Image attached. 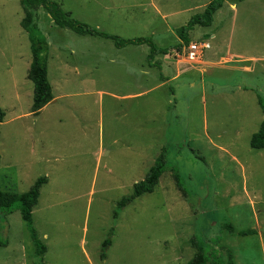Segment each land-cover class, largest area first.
<instances>
[{
  "label": "rangeland",
  "instance_id": "rangeland-1",
  "mask_svg": "<svg viewBox=\"0 0 264 264\" xmlns=\"http://www.w3.org/2000/svg\"><path fill=\"white\" fill-rule=\"evenodd\" d=\"M51 1L107 34L152 38L161 48L181 44V28L211 2ZM40 14L57 101L34 116L24 13L20 0H0V187L26 193L48 178L33 211L48 248L44 264H187L193 238L209 251L230 248L235 264H264V150L250 147L264 119V0H226L212 27L190 34L191 41L208 40L201 63L187 65L174 52L155 58L161 71L149 67L147 45L117 49ZM164 147L189 198L167 172L115 219L117 203ZM227 223L256 234L239 237ZM0 236L8 241L0 264L36 263L19 210L0 219Z\"/></svg>",
  "mask_w": 264,
  "mask_h": 264
},
{
  "label": "trees",
  "instance_id": "trees-1",
  "mask_svg": "<svg viewBox=\"0 0 264 264\" xmlns=\"http://www.w3.org/2000/svg\"><path fill=\"white\" fill-rule=\"evenodd\" d=\"M226 0H211L205 10L194 15L188 24L181 28L179 37L181 44L171 46L168 48H161L153 41L152 38H133L125 39L117 35L107 34L97 28H93L78 19L74 18L71 13L63 10L61 4L51 0H20L24 17L21 21V27L28 35L32 53V62L28 71V78L34 85L32 114L38 116L42 109L54 100L53 87L48 77V53L49 43L47 38L40 30V16L41 11L46 10L54 25L69 29L72 32L81 36H97L105 39H110L114 42L117 49H124L128 46H142L147 45L150 48V53L147 57V63L150 68H158L161 70L160 61L155 58L159 55H170L174 50L181 52L184 46H187L191 41L190 33L196 27L210 28L214 22V15L224 6ZM245 1V0H238ZM209 35H205L208 39ZM199 42H206L205 40ZM163 79V75L160 76ZM259 105L264 114V102L259 97ZM6 117L5 111L0 107V125ZM1 135V128H0ZM250 147L253 150H264V119L260 124L258 132L251 137ZM0 171H1V153H0ZM171 172L176 181L178 189L182 192L185 198L188 197L187 191L179 184V175L175 168L169 164L168 149L164 147L161 153L156 158L154 164L148 170L145 178L134 184L133 192L130 196L122 198L116 205L114 211V218L118 219L121 212L128 207L135 199L145 195L152 194L157 188L161 177ZM48 183V178L43 176L38 178L32 185L30 190L26 193H17L2 190L0 187V219H6L14 211L19 210L22 220L25 222L32 242L35 246L36 263L44 264V256L48 248L43 243L37 230L34 227V208L38 205L41 190L44 185ZM224 228L229 229L230 233L239 237H248L256 234V230H236L232 224L227 223ZM114 235V229H111L110 236L107 238L102 247L101 259L105 260L107 256V249L111 246V238ZM193 238L191 245L196 248V252L192 259L187 264H235L234 252L225 246H221L220 250L206 249V243ZM8 246V241L0 236V248Z\"/></svg>",
  "mask_w": 264,
  "mask_h": 264
},
{
  "label": "built area",
  "instance_id": "built-area-1",
  "mask_svg": "<svg viewBox=\"0 0 264 264\" xmlns=\"http://www.w3.org/2000/svg\"><path fill=\"white\" fill-rule=\"evenodd\" d=\"M207 47L208 44L206 42H190L187 46L183 47V53H177L176 56L184 59L189 64H195L198 63Z\"/></svg>",
  "mask_w": 264,
  "mask_h": 264
},
{
  "label": "crops",
  "instance_id": "crops-1",
  "mask_svg": "<svg viewBox=\"0 0 264 264\" xmlns=\"http://www.w3.org/2000/svg\"><path fill=\"white\" fill-rule=\"evenodd\" d=\"M232 8L234 9V6H233ZM217 13H218V12H217ZM217 13H216V14H217ZM216 14L214 15V20H215V16H216ZM213 23H214V22H213ZM212 26H213V25H212ZM212 26H211V27H212ZM190 34H191V33H190ZM205 35H209V34L204 33V34H202L200 37L205 36ZM200 37H198V38H200ZM189 38H190L191 40H193L192 37H191V35H189ZM198 38H197V39H198ZM211 38L214 39V38H215V35L212 36ZM206 43L208 44V47H209L208 40L206 41ZM208 47H207V49H208ZM167 48H168V47H167ZM204 51H205V50H204ZM174 52H177V53H181V54H182V53H183V50H182L181 52H179V51H173V52L171 53V55H172ZM177 53H175V55H176ZM203 54H204V52H203ZM203 54H202L201 58L199 59L198 63H201L202 58H203ZM165 56H166V55H165ZM157 57H158V56H157ZM231 57H233V58H237V57H235V56H231ZM178 58H179V57H178ZM240 60H241V62H247V61H250L251 59H247V60H246V59L242 58V59H240ZM182 61L186 62L184 59H182ZM203 62H204V60H203ZM63 63H64V62H63ZM186 63H187V62H186ZM196 64H197V63H196ZM204 64L206 65V63H204ZM187 65H190V64L187 63ZM208 66H209V65H208ZM123 69H124V68H123ZM153 69H154V68H153ZM161 69H162V66H161ZM68 70H69V68L63 65V67H62V71H63V72H67ZM73 71L75 72V74L77 73V70L74 69V68H73ZM160 71H161V70H160ZM160 76H161V75H160ZM54 100L57 101V99H56L55 97H54ZM55 101H54V102H55ZM44 108H45V107H44ZM44 108H43V109H44ZM43 109H42V110H43Z\"/></svg>",
  "mask_w": 264,
  "mask_h": 264
}]
</instances>
